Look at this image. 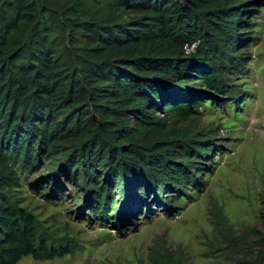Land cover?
<instances>
[{
  "label": "trees",
  "instance_id": "16d2710c",
  "mask_svg": "<svg viewBox=\"0 0 264 264\" xmlns=\"http://www.w3.org/2000/svg\"><path fill=\"white\" fill-rule=\"evenodd\" d=\"M245 7L241 0H0V264L62 258L74 248L18 204L14 165L27 173L47 162L91 185L104 207L114 203L113 185L145 181V196L151 185L161 191L191 178L208 141L169 129L155 113L187 117L201 88L229 95L222 60L230 71L242 64ZM249 260L238 264H264V244ZM181 261L159 243L150 250V264Z\"/></svg>",
  "mask_w": 264,
  "mask_h": 264
},
{
  "label": "rangeland",
  "instance_id": "374dc122",
  "mask_svg": "<svg viewBox=\"0 0 264 264\" xmlns=\"http://www.w3.org/2000/svg\"><path fill=\"white\" fill-rule=\"evenodd\" d=\"M241 1L249 10L243 17L247 30L241 31L247 37L239 47L242 64L230 71L228 59L222 60L229 95L201 88L195 93L202 98L187 117L155 113L169 129L208 141L207 156L188 167L191 178L161 191L151 185L145 196L139 194L145 181L113 185L115 206L104 207L91 185L75 183L47 162L27 173L14 165L18 204L61 245H74L62 258L29 256L17 264H150L157 243L182 255V264H238L258 254L264 244V0ZM172 150L176 159L180 150ZM105 179L101 173L100 181Z\"/></svg>",
  "mask_w": 264,
  "mask_h": 264
}]
</instances>
